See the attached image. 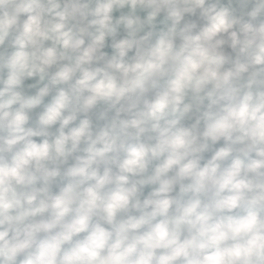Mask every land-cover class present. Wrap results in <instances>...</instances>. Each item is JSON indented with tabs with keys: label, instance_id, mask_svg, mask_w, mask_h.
I'll list each match as a JSON object with an SVG mask.
<instances>
[{
	"label": "clouds",
	"instance_id": "clouds-1",
	"mask_svg": "<svg viewBox=\"0 0 264 264\" xmlns=\"http://www.w3.org/2000/svg\"><path fill=\"white\" fill-rule=\"evenodd\" d=\"M0 264H264V0H0Z\"/></svg>",
	"mask_w": 264,
	"mask_h": 264
}]
</instances>
